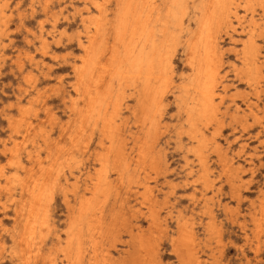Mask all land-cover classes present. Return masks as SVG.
<instances>
[{
    "label": "rangeland",
    "instance_id": "rangeland-1",
    "mask_svg": "<svg viewBox=\"0 0 264 264\" xmlns=\"http://www.w3.org/2000/svg\"><path fill=\"white\" fill-rule=\"evenodd\" d=\"M121 1L0 0V264H69L66 255L69 224L74 218L78 220V208L90 196L89 178L98 173L107 177L108 186L86 206L81 220H95L102 213L107 228L98 237L91 234L93 231L86 224L83 226L85 264L105 261V264H187L189 257L192 260V252L199 255V264H264V0H238L235 11L240 20L232 15V27L222 24L216 28L221 67L215 111L194 120L189 119L195 91L188 45L197 38L200 10L210 0H177L175 21L180 24L170 27L173 39L169 36L167 41L157 33V43H164L161 53L169 63L167 80L157 87L163 96L161 104L148 110L153 123L147 127L139 125L140 99L130 81H121V84L117 81L113 86V96L119 95L118 111L111 116L110 105L104 117L110 125L111 117L115 119L121 148L130 166L119 179L111 152L105 156L107 143L111 142L108 129L102 121L95 122L85 115L86 85L80 84L77 69L84 56L79 42L86 44L98 24L105 23L107 37L100 42L103 48L100 50L107 52L113 42L111 24ZM155 1L160 16H164L169 0H146ZM17 20L20 21L17 23ZM247 45L257 57L254 64H245L243 55ZM102 61L99 73H104L106 57ZM28 76L29 80L25 79ZM105 82L103 87L108 77ZM94 83L95 77L88 86ZM142 138L153 144L150 162L143 161L138 153ZM144 185L150 189L145 190ZM29 222L36 224L32 235L25 229ZM190 229L194 241L189 239ZM23 242L26 243L23 245ZM180 257L185 259L180 261Z\"/></svg>",
    "mask_w": 264,
    "mask_h": 264
},
{
    "label": "bare ground",
    "instance_id": "bare-ground-1",
    "mask_svg": "<svg viewBox=\"0 0 264 264\" xmlns=\"http://www.w3.org/2000/svg\"><path fill=\"white\" fill-rule=\"evenodd\" d=\"M12 1V0H11ZM72 1V0H71ZM115 1V0H114ZM240 1V0H239ZM19 2V1H18ZM27 2V1H26ZM164 3V2H163ZM29 4V3H28ZM63 4V2H62ZM66 4V3H64ZM71 4V3H70ZM80 4V3H79ZM14 5V4H13ZM111 5V4H110ZM177 5V0H169L167 7L164 11V16H160L158 10L159 5L157 2L148 3L146 0H122L117 5V11L115 13L114 22L111 24L112 38L113 42L110 46H108L107 52L101 53L100 45L102 46L103 39H106L107 31L105 28V23L98 24L95 28L94 33L88 37L87 43L79 42V45L84 53V56L81 58L80 66L77 69L78 79L80 84L82 83L85 86V95L87 96V103L85 109V115L90 117L95 122L102 121L104 127H106L109 131L110 135V144L107 142V146L109 145L105 156L109 155L111 152V158L113 159L115 165L114 168L119 179L122 178L124 171L127 170L128 156L126 157L124 150L121 148L120 144V136L118 135L117 128L118 125L115 123V119L111 117V125L110 122L105 121L104 115L106 114L108 108L112 107L113 112H111V116L117 114L119 105V98L114 95L113 86L114 83L118 81L121 84V81H130L131 85L135 91L138 92V97L140 99L141 106V119L139 120V125L141 127H147V125H151L153 123V118L148 113V110L153 106H158L161 104L162 95L158 91L157 87L163 81L167 79V67H168V58H165L161 53V48L164 47V43H157V33L159 32L163 39H173V35L171 34L170 27L178 26L180 23L175 21V8ZM10 6V5H9ZM23 6V5H22ZM56 6V5H55ZM64 6V5H63ZM107 6V5H106ZM113 6V5H112ZM111 6V7H112ZM238 6V0H210L207 5H204L200 10L202 11V17L200 19V29L197 34V38L195 41L190 42L188 47L191 52L190 65L194 72V76L192 78V84L195 91V102L192 106V110L189 112V119L194 120L197 118L205 117L208 113L214 112L215 110V98L217 97L216 86L219 82V74L221 67V54H220V46L216 35V28L220 25L224 24L232 27L233 24L231 22L232 15L236 16L237 20L240 18L237 16L236 8ZM61 7V6H60ZM114 7V6H113ZM161 7V5H160ZM17 8V7H16ZM21 8V7H20ZM26 8V7H25ZM66 8V7H65ZM90 8V7H89ZM13 9V8H12ZM19 9V8H17ZM31 9V8H30ZM35 9V8H34ZM37 10V9H36ZM192 10V9H191ZM19 11V10H18ZM17 11V12H18ZM22 11V10H21ZM34 11V10H33ZM189 11V10H188ZM12 12V11H11ZM26 12H28L26 10ZM69 12V11H68ZM16 13V11H15ZM30 13V12H29ZM78 13V10L77 12ZM110 13V11H109ZM247 13V12H246ZM13 14V13H12ZM75 14V13H74ZM107 14V13H106ZM114 14V13H113ZM14 15V14H13ZM19 15V14H18ZM36 15V14H34ZM38 15V14H37ZM86 15V14H84ZM189 15V14H188ZM27 16V15H26ZM30 16V15H29ZM185 16V15H184ZM41 17V16H40ZM38 18V17H37ZM18 19V18H17ZM111 19V18H110ZM109 19V20H110ZM12 21V20H11ZM20 21V20H19ZM17 20V23L19 22ZM34 21V20H33ZM185 21V20H184ZM108 22V21H107ZM33 23V22H32ZM15 24V23H14ZM23 24V23H22ZM22 24L20 27H22ZM27 24H30L29 22ZM37 24V23H36ZM34 25V24H33ZM38 25V24H37ZM40 25V24H39ZM13 26V25H12ZM19 26V25H17ZM31 26V25H30ZM93 26V25H92ZM184 26V25H183ZM11 27V26H10ZM36 27V26H35ZM19 28V27H18ZM68 28V27H67ZM110 28V27H109ZM185 28V26H184ZM11 29V28H10ZM22 29V28H21ZM108 29V28H107ZM15 30V28H14ZM26 30V28L24 29ZM109 30V29H108ZM17 31V30H16ZM15 31V32H16ZM20 31V30H19ZM18 31V32H19ZM29 32L28 30H26ZM90 31V30H89ZM32 32V31H31ZM39 33V32H38ZM110 33V32H109ZM36 34V32H35ZM73 34V33H72ZM244 34V33H243ZM69 35V34H68ZM110 35V34H109ZM9 36V35H8ZM13 36V35H12ZM19 36V35H18ZM75 36V33H74ZM10 37V36H9ZM39 37V36H38ZM70 37V36H69ZM30 38V37H29ZM43 36L41 39L43 40ZM224 38V37H223ZM14 39V38H13ZM23 39V38H22ZM110 39V37H109ZM183 39V38H182ZM258 39V38H257ZM30 40V39H29ZM185 40V39H184ZM7 41V40H6ZM64 41V40H63ZM5 42V41H4ZM16 42V41H15ZM25 42V41H24ZM30 42V41H29ZM75 42V41H74ZM106 42V41H105ZM184 42V41H181ZM31 43V42H30ZM43 43V41H42ZM50 43V42H49ZM108 43V42H107ZM239 43V42H238ZM20 44V42H19ZM37 44V43H36ZM52 44V43H51ZM104 44V43H103ZM180 44V43H178ZM25 45V44H24ZM23 45V46H24ZM105 45V44H104ZM250 45V44H249ZM22 46V47H23ZM60 46V45H59ZM183 46V45H179ZM7 47V46H6ZM31 47V46H29ZM178 47V46H177ZM13 48V46H12ZM54 48V47H53ZM107 48V47H106ZM183 48V47H182ZM41 49V48H40ZM55 49V48H54ZM103 49V48H102ZM180 50V49H179ZM178 50V51H179ZM8 51V50H5ZM11 52V50H10ZM21 52V51H20ZM42 52V51H41ZM44 52V51H43ZM72 52V51H71ZM177 52V50H176ZM4 53V52H3ZM63 53V52H62ZM77 53V52H76ZM37 54V52H36ZM58 54V53H57ZM4 55V54H3ZM30 54H28L29 56ZM56 55V54H55ZM70 55V54H69ZM163 56V57H162ZM5 56L4 59H6ZM18 57V55H17ZM25 57V56H22ZM61 57V56H60ZM106 57V63L102 69L104 73H99L101 71L100 66H102V60ZM48 58V57H47ZM58 58V57H57ZM65 58V57H64ZM173 58V57H172ZM243 58L245 60V64H254L256 63L257 57L254 54V51H250V46H246L244 51ZM2 59V57H1ZM8 59V58H7ZM21 59V58H20ZM31 59V58H30ZM11 60V59H10ZM49 60V58H48ZM71 60V59H70ZM77 60V59H76ZM6 61V60H5ZM3 61V64L4 62ZM15 61V60H13ZM35 61V60H34ZM50 61V60H49ZM25 62V61H24ZM70 62V61H69ZM52 63H54L52 61ZM74 64V62H72ZM178 63V62H177ZM13 64V63H12ZM62 64V63H61ZM73 64L71 66H73ZM15 65L16 61H15ZM21 65V64H20ZM66 65V64H65ZM180 65V64H179ZM26 66V65H25ZM45 66V65H44ZM19 67V66H18ZM49 67V66H48ZM75 67V66H74ZM70 68V67H69ZM175 68V67H174ZM2 69V68H1ZM52 69V68H51ZM55 69V68H53ZM10 70V69H9ZM15 70V69H14ZM20 69H17V71ZM222 70V69H221ZM37 71V70H36ZM48 71V70H47ZM68 71V70H67ZM176 72V71H175ZM251 72V70H250ZM249 72V76H250ZM23 73V72H21ZM47 73V72H46ZM26 74V73H25ZM41 74V73H40ZM230 74V73H228ZM24 75V74H23ZM232 75V74H231ZM39 76V75H38ZM51 76V75H50ZM60 76V75H59ZM20 77V75H19ZM22 77V76H21ZM24 77V76H23ZM22 77V80H23ZM95 77V83L92 87L88 86V83L91 78ZM108 77V83L105 87V78ZM175 77V76H174ZM248 76H246L247 78ZM17 79V78H16ZM29 80L28 78H25ZM38 79V78H36ZM70 79V78H69ZM9 80V79H8ZM18 80V79H17ZM27 80V81H28ZM42 80V77H41ZM49 80V78H48ZM55 80V79H54ZM68 80V79H66ZM245 80V79H244ZM243 80V81H244ZM11 81V80H10ZM250 81V80H248ZM23 82V81H22ZM42 83V81H40ZM58 82V81H57ZM56 82V83H57ZM235 82V81H234ZM67 83V82H66ZM127 83V82H126ZM238 83V82H237ZM9 84V82L7 83ZM12 85V84H11ZM25 85V84H24ZM66 85V84H65ZM5 86V85H4ZM15 86V85H14ZM37 86V85H36ZM41 86V85H40ZM239 86V85H238ZM24 86L22 85V88ZM59 87V86H58ZM17 88V87H16ZM43 88V87H42ZM67 88V87H66ZM19 89V88H18ZM35 89V88H34ZM51 89V88H50ZM61 89V87H60ZM65 89V88H64ZM25 90V89H24ZM49 90V89H48ZM53 90V89H52ZM168 90V89H167ZM29 91V90H28ZM45 91V90H44ZM43 91V92H44ZM6 92V91H5ZM13 92V91H12ZM18 92V91H17ZM23 92V91H22ZM67 92V91H66ZM166 92V91H165ZM47 93V92H46ZM10 94V93H9ZM14 94V92H13ZM71 94V93H70ZM4 95V94H3ZM6 95V94H5ZM30 95V94H29ZM48 95V94H47ZM66 95V94H65ZM169 95V94H168ZM171 95V94H170ZM11 97V95H10ZM26 97V96H25ZM40 97V96H39ZM47 97V96H46ZM60 97V96H59ZM223 97V96H222ZM225 97V96H224ZM14 98V97H13ZM221 99V98H220ZM23 100V99H22ZM39 100V99H38ZM62 100V99H61ZM64 100V99H63ZM218 100V99H217ZM236 100V99H235ZM239 100V99H238ZM2 101V100H1ZM0 101V102H1ZM43 101V100H42ZM53 101V100H52ZM134 101V100H133ZM172 102V101H171ZM16 104V102L14 101ZM39 103V101H38ZM50 103V102H49ZM59 103V102H58ZM66 103V102H65ZM46 104V103H45ZM48 104V103H47ZM53 104V103H52ZM132 104V103H131ZM182 104V103H181ZM1 105V104H0ZM44 105V104H43ZM69 106V104H67ZM84 105V104H83ZM171 105V103H170ZM61 107V106H60ZM131 107V106H130ZM181 107V106H180ZM2 108V107H1ZM15 108V107H14ZM58 108V107H57ZM150 108V109H149ZM169 108V107H168ZM55 109V108H54ZM66 109V108H64ZM76 109V108H75ZM247 109V108H246ZM13 110V109H12ZM16 110V109H15ZM13 110V111H15ZM42 110V109H41ZM62 110V109H61ZM151 111V110H150ZM149 111V112H150ZM181 111V110H180ZM43 112V111H42ZM61 112V111H60ZM64 112V111H63ZM71 112V111H70ZM69 112V113H70ZM139 112V110H138ZM45 113V112H44ZM130 113V112H129ZM20 114V113H19ZM141 114V113H140ZM110 115V114H109ZM129 115V114H128ZM178 115V114H177ZM181 115V113H180ZM35 116V115H34ZM126 116V115H125ZM42 117V116H41ZM85 117V116H84ZM132 117V116H131ZM163 117V116H162ZM175 117V116H174ZM250 116H248L249 118ZM65 118V117H64ZM78 118V117H77ZM31 119V118H30ZM64 120V119H63ZM251 120V119H250ZM3 121V120H2ZM263 121V120H262ZM1 122V121H0ZM248 121H246L247 123ZM33 123V122H32ZM130 123V122H129ZM7 124V123H6ZM128 124V123H127ZM126 124V125H127ZM2 125V124H1ZM8 126V125H7ZM78 126V125H77ZM128 126V125H127ZM126 126V127H127ZM252 126V125H251ZM250 126V127H251ZM255 126V125H254ZM260 125H258L259 127ZM79 127V126H78ZM138 128V127H137ZM7 129V128H6ZM5 129V130H6ZM125 129V128H124ZM228 129V128H227ZM246 129V128H245ZM26 130V128H25ZM30 130V129H29ZM82 130V128H81ZM137 130V129H136ZM173 130V129H172ZM256 130V129H254ZM9 131V130H8ZM24 131V130H23ZM121 131V130H120ZM126 131V130H125ZM142 131V130H141ZM152 131V130H151ZM170 131V130H169ZM174 131V130H173ZM238 131V130H237ZM246 131V130H245ZM6 132V131H5ZM4 132V133H5ZM56 132V131H55ZM86 132V130H85ZM128 132V131H127ZM134 132V131H133ZM244 132V131H242ZM250 132V131H249ZM167 133V132H165ZM234 133V132H233ZM246 133V132H245ZM252 133V132H251ZM168 134V133H167ZM244 134V133H243ZM26 135V134H25ZM123 135V134H122ZM128 135V134H127ZM140 135V134H139ZM150 135V134H149ZM171 135V134H170ZM262 135V134H261ZM96 136V135H95ZM118 136V137H117ZM169 136V135H167ZM173 136V135H172ZM260 136V135H259ZM23 137V136H22ZM128 137V136H127ZM140 137V136H139ZM14 138V137H13ZM130 138V137H129ZM186 138V137H185ZM216 138V137H215ZM230 138V137H229ZM237 140V139H236ZM252 140V139H251ZM91 141V140H90ZM89 141V142H90ZM1 142V141H0ZM23 142V141H22ZM94 142V141H93ZM129 142V141H128ZM164 142V141H163ZM169 142V141H168ZM97 143V142H96ZM105 143V142H104ZM139 154L142 155L143 161L153 160L152 156V148L153 144L150 145L147 143L145 139L139 140ZM223 143V142H222ZM234 143V142H233ZM89 144V143H88ZM162 144V143H161ZM173 144V143H172ZM235 144V143H234ZM249 144V143H248ZM55 145V144H54ZM53 145V146H54ZM129 145V144H128ZM166 145V144H165ZM232 145V144H231ZM251 145V144H250ZM1 146V145H0ZM101 146V145H100ZM156 146V145H154ZM169 146V145H168ZM171 146V145H170ZM234 146V145H233ZM15 147V146H13ZM44 147V146H43ZM164 147V146H163ZM167 147V146H166ZM247 147V146H246ZM245 147V148H246ZM4 148V147H3ZM103 148V147H102ZM248 148V147H247ZM259 148V147H258ZM39 149V148H38ZM87 149V148H86ZM15 149H13L14 152ZM43 150V149H42ZM169 150V149H168ZM175 150V149H174ZM246 150V149H244ZM10 151V150H9ZM17 151V150H16ZM15 151V152H16ZM173 151V150H172ZM171 151V152H172ZM229 151V150H228ZM260 151V150H259ZM40 152V150H39ZM261 152V151H260ZM25 153V152H24ZM94 153V152H93ZM128 153V152H127ZM137 153V151H136ZM170 153V152H169ZM179 153V152H177ZM189 154V153H188ZM8 155V154H7ZM11 155V154H9ZM135 155V154H134ZM138 155V154H137ZM137 155H135L137 157ZM173 155V154H172ZM187 155V154H186ZM191 155V154H190ZM167 156V155H166ZM179 156V155H178ZM210 156V154H209ZM176 157V156H175ZM174 157V158H175ZM235 157V156H234ZM6 158V157H5ZM9 158V157H8ZM180 158V157H178ZM252 158V157H251ZM262 158V157H261ZM1 159V158H0ZM55 159V158H54ZM136 159V158H135ZM239 159V158H238ZM260 159V158H259ZM5 160V159H4ZM7 160V159H6ZM9 160V159H8ZM177 160V159H175ZM242 160V159H241ZM136 161V160H135ZM180 161V160H179ZM257 161V160H256ZM1 162V161H0ZM16 162V161H15ZM18 162V160H17ZM54 162V161H53ZM111 162V161H110ZM7 163V161H6ZM14 163V162H13ZM112 163V164H114ZM133 163V162H132ZM263 163V162H262ZM36 164V163H35ZM170 164V163H169ZM196 164V163H195ZM257 164V163H256ZM26 165V163H25ZM117 165V166H116ZM138 165V164H136ZM135 165V166H136ZM194 165V164H193ZM197 165V164H196ZM215 165V164H214ZM35 166V165H34ZM111 166V165H110ZM113 166V165H112ZM123 166V167H122ZM154 166V165H153ZM169 166V165H168ZM14 167V166H13ZM31 167V165L29 166ZM28 167V168H29ZM98 167V166H97ZM130 167V166H129ZM134 167V166H133ZM155 167V166H154ZM105 168V167H104ZM103 168V169H104ZM112 168V167H111ZM261 168V167H260ZM107 169V168H106ZM105 169V170H106ZM135 169V168H134ZM138 169V166H137ZM136 169V170H137ZM141 169V168H140ZM139 169V170H140ZM17 170V169H16ZM79 170V169H78ZM95 170V169H94ZM104 170V171H105ZM155 170V169H154ZM194 170V169H193ZM27 171V170H26ZM33 171V170H32ZM76 171V170H75ZM80 171V170H79ZM108 171V170H107ZM129 171V170H128ZM131 171V170H130ZM147 171V170H146ZM214 171V170H213ZM15 172V171H14ZM215 172V171H214ZM264 172V170H263ZM62 173V172H61ZM130 173V172H129ZM133 173V172H132ZM140 173V172H139ZM249 173V172H248ZM17 174V173H16ZM106 174V173H105ZM127 174V172H126ZM169 174V173H168ZM109 175V174H108ZM182 176V174H180ZM191 175V174H190ZM243 175V174H241ZM248 175V174H247ZM130 176V175H129ZM28 177V176H27ZM45 177V176H44ZM112 177V176H111ZM170 177V176H168ZM174 177V176H173ZM30 178V177H29ZM70 178V177H69ZM124 178V177H123ZM130 178V177H129ZM141 178V176H140ZM27 179V178H26ZM91 184L89 186V194L88 198L83 199V203H81L78 208V220L71 221L69 224L71 228L68 231V238L66 242V255L68 258L69 264H85V250L83 249V226L86 224L88 226V230L93 231L91 234H98V237L104 235V229L107 228L104 225L105 222L102 220V213H98L95 216V220H81L82 215L85 212L86 206L91 204V201L94 200L99 195L103 194L106 191V187L108 186L107 177H105L102 173H98L95 176H90ZM162 179V178H161ZM172 179V178H171ZM183 179V178H182ZM256 179V178H255ZM115 180V179H114ZM130 180V179H129ZM176 180V178H175ZM263 180V179H261ZM16 181V180H15ZM112 181V180H111ZM257 181V180H256ZM255 181V182H256ZM12 182V181H11ZM23 182V181H22ZM44 182V181H43ZM114 182V181H113ZM124 182V180H123ZM131 182V181H130ZM180 182V181H179ZM219 182V181H218ZM253 182V181H252ZM8 183V182H7ZM13 183V182H12ZM16 183V182H14ZM55 183V181L53 182ZM192 183V182H191ZM19 184V183H18ZM118 184V183H117ZM124 184V183H123ZM217 184V183H216ZM261 184V183H260ZM80 185V184H79ZM110 185V184H109ZM113 185V184H112ZM165 185V184H164ZM187 185V184H186ZM195 185V184H194ZM26 186V185H25ZM24 186V187H25ZM41 186V185H40ZM53 186H55L53 184ZM122 186V185H121ZM128 186V185H127ZM126 186V187H127ZM134 186V185H133ZM249 186V185H248ZM14 187V186H13ZM118 187V186H117ZM120 187V186H119ZM124 187V186H123ZM122 187V188H123ZM18 188V187H16ZM60 188V186H59ZM62 188V187H61ZM112 188V186H111ZM125 188V187H124ZM139 188V187H138ZM145 190L150 189L147 185H144ZM162 188V187H161ZM230 188V187H229ZM80 189V187H79ZM121 189V188H120ZM135 189V188H134ZM190 189V188H189ZM188 189V190H189ZM200 189V188H199ZM223 189V188H222ZM254 189V188H253ZM54 190V189H53ZM60 190V189H59ZM74 190V189H73ZM122 190V189H121ZM136 190V189H135ZM155 190V189H154ZM197 190V189H195ZM209 190V189H208ZM214 190V189H213ZM110 191V190H109ZM194 191V190H193ZM207 191V190H206ZM245 191V190H244ZM56 192V191H55ZM115 192V191H114ZM117 192V191H116ZM199 192V191H198ZM257 192V191H256ZM78 193V191H77ZM118 193L120 191L118 189ZM178 193V192H177ZM176 193V195H177ZM219 193V192H218ZM227 193V192H226ZM59 194V193H58ZM61 194V193H60ZM107 194V193H106ZM118 194V195H119ZM130 194H132L130 192ZM159 194V193H158ZM199 194V193H198ZM206 194V193H205ZM18 195V194H17ZM110 195V194H109ZM114 195V194H113ZM117 195V196H118ZM160 195V194H159ZM202 195V194H201ZM254 195V194H253ZM120 196V195H119ZM118 196V197H119ZM181 196V195H180ZM179 196V197H180ZM188 196V195H187ZM213 196V195H212ZM217 196V195H216ZM222 196V195H221ZM220 196V197H221ZM116 197V196H115ZM158 197V195H157ZM225 197V196H224ZM251 197V196H250ZM61 198V197H60ZM114 198V197H113ZM124 198V196H123ZM16 199V198H14ZM130 199V198H129ZM170 199V198H169ZM190 199V198H189ZM202 199V198H200ZM19 200V199H18ZM22 200V199H21ZM99 200V199H98ZM97 200V201H98ZM104 200V199H103ZM118 200V198L116 199ZM115 200V201H116ZM124 201V199H122ZM132 200V199H131ZM173 200V199H172ZM177 200V199H176ZM182 200V199H181ZM180 200V201H181ZM188 200V199H187ZM193 200V199H192ZM226 200V199H225ZM61 201V200H60ZM130 201V200H129ZM134 201V200H133ZM103 202V201H102ZM105 202V200H104ZM106 201L105 203H107ZM131 202V201H130ZM182 202V201H181ZM185 202V201H184ZM247 202V201H246ZM15 203V201H14ZM62 203V202H61ZM77 203V202H76ZM75 203V204H76ZM115 203V202H114ZM175 203V202H174ZM197 203V202H196ZM210 203V202H209ZM228 203V202H227ZM16 204V203H15ZM13 204V205H15ZM24 204V203H22ZM58 204V202H57ZM125 204V203H124ZM183 204V203H182ZM191 204V203H190ZM195 204V203H194ZM200 204V203H199ZM217 204V202H216ZM123 205V204H122ZM136 205V203H135ZM193 205V204H192ZM196 205V204H195ZM220 205V204H219ZM246 205V204H245ZM248 205V204H247ZM43 206V205H42ZM103 206V205H101ZM131 205H129L130 207ZM183 206V205H182ZM202 206V205H201ZM214 206V205H213ZM22 207V206H21ZM46 207V206H45ZM107 207V206H106ZM143 207V206H142ZM180 208V206H178ZM191 207V206H190ZM189 207V208H190ZM220 207V206H219ZM249 207V206H248ZM256 207V206H254ZM43 208V207H42ZM48 208V207H47ZM67 208H69L67 206ZM105 208V207H104ZM111 208L110 206L107 207ZM165 208V207H164ZM199 208V207H198ZM34 209V208H33ZM37 209L40 210V202L37 201ZM96 209V208H95ZM121 209V208H120ZM134 209V208H133ZM197 209V208H195ZM194 209V210H195ZM260 209V208H259ZM180 210V209H179ZM245 210V209H244ZM256 210V209H255ZM20 211V210H19ZM114 211V210H113ZM201 211V210H200ZM259 211V210H258ZM8 212V211H7ZM15 212V211H14ZM65 212V211H63ZM110 212V211H109ZM145 212V211H144ZM260 212V211H259ZM258 212V213H259ZM104 213V212H103ZM114 213H116L114 211ZM127 213V212H126ZM187 213V212H186ZM206 213V212H204ZM261 213V212H260ZM9 214V213H8ZM21 214V213H20ZM200 214V213H199ZM227 214V213H226ZM43 215V214H42ZM55 215V214H54ZM178 215V214H176ZM181 215V214H180ZM183 215V214H182ZM225 215V214H224ZM258 215V214H257ZM21 216V215H20ZM57 216V215H56ZM113 216V213H112ZM138 216V215H137ZM143 216V215H142ZM185 216V214L183 215ZM188 216V214H187ZM192 216V215H191ZM197 216V215H196ZM199 216V215H198ZM247 216V215H246ZM46 217V215H45ZM54 217V216H53ZM64 217V216H63ZM105 217V216H104ZM130 217V216H129ZM181 217V216H180ZM220 217V216H219ZM245 217V216H244ZM248 217V216H247ZM71 218V217H70ZM110 218H112L110 216ZM164 218V217H163ZM168 218V217H167ZM173 218V217H172ZM238 218V217H237ZM23 219V218H22ZM21 219V221H22ZM43 219V218H42ZM72 219V218H71ZM113 219V218H112ZM111 219V220H112ZM181 219V218H180ZM184 219V218H183ZM218 219V218H217ZM246 219V218H245ZM5 220V219H4ZM65 220V219H64ZM105 220V219H104ZM115 220V219H114ZM149 220V219H148ZM227 220V219H226ZM248 220V219H247ZM66 221V220H65ZM131 221V220H130ZM178 221V220H177ZM221 221V220H220ZM237 221V220H236ZM261 221V219H260ZM41 222V221H40ZM69 222V221H67ZM164 222V221H163ZM176 222V221H175ZM230 222V221H229ZM259 222V220H258ZM19 223V222H18ZM135 223V222H134ZM185 223V222H184ZM196 223V222H195ZM206 223V222H205ZM10 224V223H9ZM40 224V223H39ZM61 224V223H60ZM67 224V223H66ZM107 224V223H106ZM112 224V223H111ZM141 224V223H140ZM177 224V223H176ZM175 224V225H176ZM201 224V223H200ZM203 224V223H202ZM238 224V223H237ZM59 225V224H58ZM109 225V224H108ZM115 225V224H114ZM117 225V224H116ZM246 225V224H245ZM11 226V224H10ZM62 226V225H61ZM67 226V225H66ZM162 226V225H161ZM196 226V224H195ZM199 226V225H198ZM218 226V225H217ZM220 226V225H219ZM218 226V227H219ZM60 227V226H59ZM113 227V224H112ZM169 227V226H168ZM183 227V226H182ZM194 227V226H193ZM202 227V226H201ZM68 228V227H67ZM198 228V227H197ZM239 228V227H237ZM28 230L32 235L36 229V224L34 222H29ZM58 229V228H57ZM162 229V227H161ZM171 229V228H170ZM178 229V228H177ZM194 229V228H193ZM204 229V227H203ZM220 229V228H219ZM230 229V228H229ZM54 230V229H53ZM68 230V229H67ZM201 230V229H200ZM24 231V228H23ZM55 231V230H54ZM53 231V232H54ZM66 231V230H65ZM162 231V230H161ZM167 231V230H166ZM197 231V230H196ZM219 231V230H218ZM221 231V229H220ZM237 231V230H236ZM9 232V231H8ZM107 232V229H106ZM176 232V231H175ZM189 239L194 241V235L192 230H189ZM243 232V231H242ZM203 233V232H202ZM153 234V233H152ZM161 234V233H160ZM159 234V235H160ZM171 234V233H170ZM177 234V233H176ZM108 235V233H107ZM178 235V234H177ZM176 235V236H177ZM197 235V234H196ZM205 235V234H204ZM262 235V234H261ZM17 236V235H16ZM39 236V235H38ZM36 235V237H38ZM124 236V234H123ZM126 236V235H125ZM164 236V235H162ZM25 237V236H24ZM41 237V235H40ZM49 237V235H48ZM63 237V236H62ZM65 237V236H64ZM94 237V236H93ZM127 237V236H126ZM180 237V235H179ZM231 237V236H230ZM6 238V237H5ZM53 238V237H52ZM66 238V237H65ZM124 238V237H123ZM158 238V237H157ZM172 238V236L170 237ZM55 239V238H54ZM156 239V237H155ZM210 239V238H209ZM8 240V239H7ZM50 240V238H49ZM53 240V239H52ZM63 240V239H62ZM176 240V238L174 239ZM208 240V239H207ZM219 240V239H218ZM22 241V240H21ZM47 241V240H46ZM64 241V240H63ZM88 241V240H87ZM107 241V239H106ZM159 241V240H158ZM171 241V240H170ZM169 241V242H170ZM224 241V240H223ZM227 241V239H226ZM230 241V240H229ZM234 241V240H233ZM246 241V240H245ZM255 241V240H254ZM49 242V241H48ZM54 242V241H53ZM86 242V239H85ZM104 242V241H103ZM131 242V239H130ZM161 242V241H160ZM200 242V241H199ZM8 243V242H7ZM26 242H23V245ZM118 243V242H117ZM132 243V242H131ZM207 243V242H206ZM230 243V242H229ZM256 243V242H255ZM41 244V243H40ZM123 244V243H122ZM197 244V243H196ZM221 244V243H220ZM233 245V243H230ZM26 245V244H25ZM121 245V244H120ZM138 245V244H136ZM173 245V244H172ZM201 245V243H200ZM203 245V244H202ZM45 246V245H44ZM90 246V245H89ZM112 246V245H111ZM116 246V245H115ZM127 246V245H126ZM133 246V244H132ZM153 246V245H152ZM151 246V247H152ZM238 246V245H237ZM247 246V245H246ZM25 247V246H24ZM87 247V246H86ZM260 247V246H259ZM262 247H264L262 245ZM44 248V247H43ZM124 248V247H123ZM145 248V247H144ZM153 248V247H152ZM173 248V247H172ZM175 248V246H174ZM173 248V249H174ZM205 248V247H204ZM212 248V247H211ZM243 248V247H242ZM3 249V248H1ZM21 249V248H20ZM121 249V248H120ZM119 249V250H120ZM131 249V248H130ZM171 249V248H170ZM200 249V248H199ZM29 251V248L27 249ZM38 250V249H37ZM129 250V248H128ZM185 250V249H183ZM182 250V252H184ZM204 250V249H203ZM232 250V249H231ZM248 250V249H247ZM2 251V250H1ZM116 251V250H115ZM121 251V250H120ZM119 251V252H120ZM124 251V250H123ZM122 251V252H123ZM132 251V249H131ZM135 251V250H134ZM149 251V250H148ZM237 251V250H236ZM245 251V250H243ZM4 252V251H3ZM21 252V251H20ZM133 252V251H132ZM146 252V251H145ZM169 252V251H168ZM172 252V251H171ZM175 252V251H174ZM205 252V251H204ZM222 252V251H221ZM240 252V251H239ZM260 252V251H259ZM29 253V252H28ZM57 253V252H56ZM118 253V252H117ZM128 253V252H127ZM149 253V252H148ZM158 253V252H157ZM114 254V253H113ZM129 254V253H128ZM153 254V253H152ZM182 254V253H181ZM184 254V253H183ZM231 254V253H230ZM236 254V253H235ZM239 254V253H238ZM24 255V254H23ZM32 255V254H31ZM171 255V254H170ZM185 255V254H184ZM190 255V254H189ZM218 255V254H217ZM237 255V254H236ZM248 255V254H247ZM57 256V255H56ZM95 256L93 254L92 258ZM121 256V255H120ZM119 256V257H120ZM153 256V255H151ZM157 256V255H156ZM182 256V255H181ZM190 257L187 258L188 262H192V264H199L200 258L197 253L192 252ZM216 256V255H215ZM221 256V255H220ZM226 256V255H225ZM240 256V255H239ZM255 256V255H254ZM2 257V256H1ZM24 257V256H22ZM39 257V256H38ZM128 257V256H127ZM126 257V258H127ZM131 257V256H130ZM159 257V256H158ZM170 257V256H169ZM179 257V255L177 256ZM243 257V256H242ZM261 257V256H260ZM29 258V257H28ZM35 258V257H34ZM180 257V261H181ZM231 258V256H230ZM235 258V257H234ZM11 259V258H10ZM151 259V257H150ZM160 259V258H159ZM185 259V258H182ZM28 260V259H27ZM30 260V258H29ZM37 260V259H36ZM46 260V259H45ZM95 260V258H94ZM126 260V259H125ZM129 260V259H128ZM127 260V261H128ZM171 260V259H170ZM215 260V259H214ZM223 260V259H222ZM235 260V259H234ZM241 260V259H240ZM243 260V259H242ZM9 261V260H8ZM23 261V260H22ZM153 261V259H152ZM168 261V260H167ZM186 261V260H185ZM219 261V260H218ZM256 261V260H255ZM28 262V261H25ZM31 262V261H30ZM38 262V260H37ZM36 262V263H37ZM106 262V261H105ZM105 262L103 264H105ZM154 262V261H153ZM160 262V260H159ZM174 262V261H173ZM187 262V264H189ZM229 262V261H228ZM242 262V261H241ZM8 263V262H7ZM32 263V262H31ZM114 263V262H113ZM155 263V262H154ZM162 262H160L161 264ZM183 263V262H182ZM231 263V262H230ZM229 263V264H230ZM4 264V263H3ZM43 264V263H42ZM150 264V263H149ZM158 264V263H156ZM166 264V263H165ZM171 264V263H169ZM178 264V263H177ZM185 264V263H184ZM239 264V262H238Z\"/></svg>",
    "mask_w": 264,
    "mask_h": 264
}]
</instances>
